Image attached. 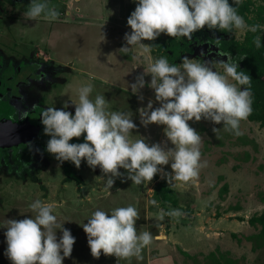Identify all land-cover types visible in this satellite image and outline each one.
Returning <instances> with one entry per match:
<instances>
[{
	"label": "rangeland",
	"instance_id": "374dc122",
	"mask_svg": "<svg viewBox=\"0 0 264 264\" xmlns=\"http://www.w3.org/2000/svg\"><path fill=\"white\" fill-rule=\"evenodd\" d=\"M136 4L137 0H106L103 11L107 28H102L100 23L101 6L93 8L95 13L92 11V15L96 17L98 26L85 33L77 32L71 51L60 54L59 58L64 62H75L77 69L88 73L83 85H93L90 98L102 94L110 102V110L133 113L132 119L138 126V130H133V139L145 137L150 145L163 144L167 140L164 134L166 126L151 124L145 128L140 124L138 110L146 107L149 99L154 101V108L160 106L155 101L154 90L147 86L141 89L140 94L144 96L141 102L129 87L145 67L161 56L152 54L151 48L147 52L135 48L128 55L118 51L126 44L125 33L131 32L127 20ZM245 33L246 30H233V35L239 40ZM206 35L214 33L205 27L193 33L191 39L177 38L195 49L194 55L182 54L178 66L185 56L200 63L227 59V55H221L216 47L208 44L197 46L199 41L205 42ZM104 37L107 39H102ZM168 40V35L161 34L156 40L143 43L153 46ZM66 42L63 41V46L67 45ZM133 55L138 59H132ZM215 67L223 73L218 64ZM77 79L73 82L74 91L77 81H80L79 77ZM145 80L150 83L151 76H145ZM189 124L203 138L201 163L206 162V167L200 169L198 178L189 182L173 181V186L160 177V181L177 192V208L160 202L156 194L158 181L154 179L149 184L136 185L131 180L117 178L114 186L107 190L100 168L93 170L86 160L82 161L79 169L73 166L81 183L67 181L63 171L65 162L60 164L54 156L46 157L44 152H39L37 163L30 171L21 172L16 166L10 168L3 163L0 167V264H12L5 255L7 220L34 217L30 205L37 199L51 205L57 222L76 238L72 255L65 258L64 264H213L207 256L217 250L236 264H264V240L257 237L260 227L255 228L248 223L252 216L264 210V130L257 123L244 120L240 123V138L224 131L222 124L215 125L207 120H193ZM213 127L221 130L215 134ZM77 141V138L71 140ZM168 147L174 145L168 141ZM161 167L172 172L170 163ZM120 171L127 175L126 170ZM224 185H228L229 190L221 198L219 194ZM152 200H156L159 207L152 205ZM129 205L140 214L137 230L150 231L154 237L151 245L143 249L142 259L118 260L103 253L99 259L94 258L81 225L87 223L97 210L111 215L114 209ZM161 209L165 212L180 209L184 215L180 218L165 216L163 221H159ZM233 234L237 237L234 238ZM61 236L62 232L57 230V238ZM251 237L252 241L248 239ZM166 257L168 259H164Z\"/></svg>",
	"mask_w": 264,
	"mask_h": 264
},
{
	"label": "clouds",
	"instance_id": "9594fccd",
	"mask_svg": "<svg viewBox=\"0 0 264 264\" xmlns=\"http://www.w3.org/2000/svg\"><path fill=\"white\" fill-rule=\"evenodd\" d=\"M240 3L241 0H233L231 4L229 0H137L127 20L131 32L125 33L126 44L118 51L124 55L135 48L147 52L152 45L143 43L145 40L154 41L161 34L191 39L193 33L205 27L211 31H264V26H249L238 14ZM59 15L47 0H31L24 12V18L33 21L41 17L56 21ZM254 44L261 47L260 36L254 38ZM225 57L226 60L200 63L185 56L179 66L161 57L145 67L135 83L129 85L141 102L144 100L141 89L147 86L154 90L155 101L160 106L154 108V101L149 99L147 106L138 110L140 124L145 128L151 124L166 126L167 140L163 144L150 145L145 137L133 139V130H138L133 113L110 110V102L102 94L90 98L93 85L89 84L76 89L77 100L70 98L63 108L49 107L42 111L43 131L50 137L47 153L60 164L70 161L78 169L85 160L93 170L99 167L107 190L114 186L117 178L141 185L151 183L160 174L169 186H173V181L189 182L198 178L200 169L206 167V162L201 163L203 138L189 121L222 124L224 131L240 136V123L247 120L253 110L251 76L240 70L239 63H234L231 56ZM131 58L138 59L134 55ZM217 64L223 73L216 70ZM148 75L150 83L145 80ZM69 107L75 108L74 115L67 111ZM28 115L25 111L23 118ZM220 130L212 129L215 134ZM85 133L84 143H70ZM168 141L174 147H168ZM35 151L40 152L38 148ZM169 163L172 172L161 167ZM120 169L126 170L127 175ZM151 203L159 207L156 200ZM30 207L34 217L7 220L5 255L12 264H64L65 258L72 255L76 238L57 222L51 205L37 199ZM183 215L180 209L167 212L161 209L158 220ZM139 218L138 210L131 205L118 207L111 215L95 211L88 222L81 225L92 256L99 259L103 253L118 260L142 259L143 249L151 245L154 237L150 231L137 230ZM57 230L62 232L59 239Z\"/></svg>",
	"mask_w": 264,
	"mask_h": 264
},
{
	"label": "flooded vegetation",
	"instance_id": "af4514ba",
	"mask_svg": "<svg viewBox=\"0 0 264 264\" xmlns=\"http://www.w3.org/2000/svg\"><path fill=\"white\" fill-rule=\"evenodd\" d=\"M47 3L58 10L60 15L56 21L43 17L37 21L26 20L24 12L31 0H0V118L6 126L5 130L3 125L5 132L0 134V167L5 163L10 168L16 166L21 172L30 171L36 165L39 152L35 149L44 152L46 157L52 156L46 151L50 137L43 131L42 111L49 107L63 108L70 98L77 100L73 82L78 77L81 81H77L78 85L86 86L83 83L88 73L77 69L75 62L62 61L59 55L71 51L77 32L85 33L98 26L92 15L93 8L101 6L100 23L102 28H107L106 0H47ZM207 31L214 35H206L205 42L199 41L197 46L208 44L230 56L212 42L222 35ZM66 40L67 45L63 46ZM188 46L192 52L186 53L194 55V47ZM25 111L29 114L27 118H23ZM67 111L75 114L74 107ZM85 135L70 143H84Z\"/></svg>",
	"mask_w": 264,
	"mask_h": 264
},
{
	"label": "trees",
	"instance_id": "16d2710c",
	"mask_svg": "<svg viewBox=\"0 0 264 264\" xmlns=\"http://www.w3.org/2000/svg\"><path fill=\"white\" fill-rule=\"evenodd\" d=\"M232 2L233 0H229L230 4ZM237 12L244 18L249 26L255 24L264 26V0L241 1L237 7ZM217 32L222 35L221 39L214 38L212 42L217 44L224 53L230 55L234 63H239L240 70L244 71L252 78L250 91L253 110L247 120L259 124L260 128L264 130V31H258L256 33L246 31L242 40H237L232 36V32L226 30H217ZM256 36H260L261 38L260 48H257L254 44V38ZM186 52H192L188 44L181 43L177 38H172L170 36L168 42H163L151 47L152 54L160 55L166 58L170 64H175L177 66L181 60L182 53ZM73 166L74 164L70 161H66L63 166L67 181L75 180L81 183V178L73 171ZM160 177V174L154 177V180L158 181L156 187L158 199L163 204L177 208L179 206L177 192L167 186L163 181H160ZM228 190V185H224L220 191V197L222 198L224 194L228 193ZM248 223L255 228L260 227V232L257 237L264 240V210L262 213L252 216L248 220ZM233 237L236 238L237 235L233 234ZM248 239L251 240L253 237ZM182 253L187 256L185 252L182 251ZM188 257L190 256L188 255ZM207 259L212 260L213 264H236L235 261L228 258L224 253H221L220 250L211 252L207 256Z\"/></svg>",
	"mask_w": 264,
	"mask_h": 264
},
{
	"label": "water",
	"instance_id": "95a60500",
	"mask_svg": "<svg viewBox=\"0 0 264 264\" xmlns=\"http://www.w3.org/2000/svg\"><path fill=\"white\" fill-rule=\"evenodd\" d=\"M1 118H0V134L3 133V132H5V130H6V126L2 123L3 121H2ZM3 125H4L5 130L3 129Z\"/></svg>",
	"mask_w": 264,
	"mask_h": 264
},
{
	"label": "crops",
	"instance_id": "0c3cea01",
	"mask_svg": "<svg viewBox=\"0 0 264 264\" xmlns=\"http://www.w3.org/2000/svg\"><path fill=\"white\" fill-rule=\"evenodd\" d=\"M226 217H229V215H226ZM218 233L216 234V236L218 237ZM207 236H209V234H207ZM178 251V250H177ZM164 259H168V257L164 258Z\"/></svg>",
	"mask_w": 264,
	"mask_h": 264
}]
</instances>
